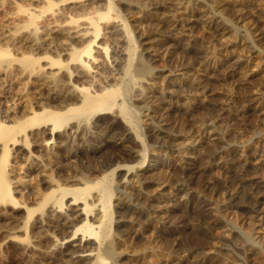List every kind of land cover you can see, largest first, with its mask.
Here are the masks:
<instances>
[{
	"label": "bare ground",
	"instance_id": "6f19581e",
	"mask_svg": "<svg viewBox=\"0 0 264 264\" xmlns=\"http://www.w3.org/2000/svg\"><path fill=\"white\" fill-rule=\"evenodd\" d=\"M260 1L0 0V215L3 214L2 217L9 221L6 209L23 205L26 217L21 232L25 236L17 238L10 235L9 240L21 251L31 249L34 252L29 264H114L113 260L124 255L126 236L145 234L144 230L150 228L144 229L143 225L137 227L140 224L136 226L135 220L137 222L142 216L147 220L150 215L165 208L161 198L135 193L137 204L145 210L138 212L137 207L128 209L131 220L127 231L130 234L119 235L115 229V206L118 204H115V186L118 184L134 191L131 182L138 172L147 169L145 161L138 164L118 163L108 171L101 169L100 176L82 174L80 179L74 177L76 179L71 184L62 182V172L79 168L78 161L82 159L71 150L70 143L83 141L95 117L103 113H111L124 120L127 125L125 136L134 135L144 145V138L138 129L139 118L130 102L142 99V94L135 95L134 92H145L143 78L150 68L155 91L165 93V85L171 91L188 86L191 105L186 108L185 114L193 112V103L203 95L202 100L212 103L215 100L221 108L238 101V114L257 115L258 123L243 143L255 142L261 153L253 159L244 154L234 162L226 161V158L224 161L222 155L218 160L229 166L234 163L243 170L252 163L258 165L264 162V49L259 48L253 36L256 22L244 17L246 12H243L254 6L264 13V3ZM123 4L124 7H121ZM195 26H199V30L201 27L200 34L193 33ZM179 47L183 57H177V60L183 62L177 64L174 70H159L151 66L152 62H168L173 50ZM146 51L151 56L149 60L147 58L151 62L149 65L145 59ZM160 76L164 77L161 83L158 80ZM232 78L237 80L235 87H221L223 91L220 92L209 88L216 81L218 85L221 81L227 84ZM196 123L188 133L176 134L163 126L152 127L150 132L157 141H176L178 149L191 156L201 151L204 142L216 146L227 138L228 128L218 132L213 122ZM239 130L233 131L237 135L243 134L242 129ZM103 131L109 130L104 128ZM105 141H110V138ZM118 141L124 142L122 137ZM83 143L76 144L83 147ZM104 144L97 145L95 151L98 152ZM15 152L28 155L34 164L27 173L29 179L23 182L14 181L17 173ZM209 152L214 154L213 149ZM88 153L85 158L89 159ZM136 154L146 159L145 148ZM233 159L235 157L231 161ZM206 162L211 168L212 163ZM186 164L189 169L194 167L192 161L187 160ZM93 167L97 169L98 165ZM208 167L205 166V169ZM201 173L200 177L203 176ZM119 175H126V178L117 181ZM35 180L42 181V184ZM248 180L254 186L246 196L252 201L247 208L256 218L255 221L253 218L254 222L250 221L254 223L252 229L240 228L236 220L226 214L230 202H227L226 196L216 201L209 198L207 210L210 215L200 212L197 215L201 226L194 234L201 251L195 255L189 253L191 264H220L216 259L220 252L213 247V235L210 233L220 224L229 226L219 232L222 236H230L239 229L253 245L264 246V192H260V187L264 188V179L256 176L245 181ZM155 184L159 192H165L168 185L162 180H157ZM207 185L210 186L207 182L203 184ZM175 192L182 200L190 199L185 187H178ZM25 193L33 196L35 206L17 199L16 194L25 196ZM197 195L201 197L200 193ZM47 221L55 222L61 232L70 231L58 237L44 230L43 224ZM30 224H34L36 240L27 236ZM167 231L175 232L171 229ZM45 240L49 241L50 247L42 250L41 244ZM2 252L0 248V256ZM130 256L133 258L131 264H167L170 261L151 242ZM262 261L264 264V255Z\"/></svg>",
	"mask_w": 264,
	"mask_h": 264
},
{
	"label": "rangeland",
	"instance_id": "374dc122",
	"mask_svg": "<svg viewBox=\"0 0 264 264\" xmlns=\"http://www.w3.org/2000/svg\"><path fill=\"white\" fill-rule=\"evenodd\" d=\"M260 2L264 3V0H261ZM121 7H124V4L121 5ZM251 7L252 8L249 7L247 9H244L243 12L244 13L246 12L244 14V17H246L248 20L251 19V21L256 22L255 24L256 28L254 27L253 36L255 37V40L257 41L259 48L264 49V13H260V11L256 9V7L254 6ZM230 14H231L230 16L233 17L232 13ZM146 29L148 30V28ZM200 30L202 31L201 27ZM200 30H199V26H195L193 28V33L200 34L201 33ZM182 52L183 51L179 47V49L173 50V53H171L170 60L168 62L167 61L162 62V64L161 62L159 63L152 62L151 66L153 68L154 67L155 68L157 67L158 69L160 68L159 70H162L163 68H168V69L171 68L170 70H174L175 66L182 61L181 60L183 57ZM177 57L181 59L177 60ZM147 58L148 60L149 58H151L149 51L145 52L146 61ZM147 64L149 65L151 64V62H148ZM151 73H152V69L150 68V71L143 78V86L145 87L143 91L145 92L144 93L143 92L139 93L138 91L134 92L135 95L142 94V99L141 100L133 99V101L130 102L131 107L135 110L139 118L138 129L142 137L144 138V145H141L139 143V140H137L136 136L134 135L125 136L127 125L124 122V120H122L119 117L113 116L111 113H103L95 117L92 124L86 130L85 132L86 136H84L85 141L84 140L77 141L78 144L84 142L83 147L85 148L79 147L76 144L77 142L70 143L71 150L76 151L75 153H77L80 157H82V159L78 161V163L80 164L78 165L79 168L77 169L72 168L68 171L66 170L65 173L64 171L62 172L64 176L62 182L66 184L67 183L71 184L72 180L76 179L74 177L80 179L82 174L91 175L92 177L100 176L101 169L108 171L109 169L114 168V166L117 165L118 163L138 164L145 161L146 162L145 166L146 167L148 166L147 169L145 168L142 171L138 172L134 177V180L131 182L132 183L131 185L134 187L133 189L134 191H131L130 188H125L124 186L118 184L115 186L114 189L115 204L118 203L115 206V212H116L115 229L119 235L130 234L127 231V229H129L128 223L131 220L128 209L130 211L135 207H137L138 212L141 211L140 209H144L143 206L137 204L138 201L136 200V195H134L135 193L142 192L143 194L145 193L144 195L161 198L163 200V204L165 208H163L160 212H158L155 215L154 214L150 215L151 217L150 216L148 217L147 219L148 221L143 216L140 217L137 220V222L135 220L136 226L140 224L137 227L143 225L144 229L148 227L150 228L144 230L145 234L141 233L135 235L133 233L131 235L126 236L127 239L126 240L124 239L125 242H123L125 244V245L123 244V246H125L123 247L124 255L120 256V258L117 257V259L113 260L114 261L113 263L131 264L130 262H132L133 258L130 255H132L133 252L141 248H144V246L146 247V245L149 246L151 242L158 250L161 251L163 255H167L170 258V261L167 264H191V260H192L191 255H195L197 254V252L199 253L201 251V247L196 244L198 242V238L195 237L194 234L196 228H199L201 226L197 221L198 218L197 215L199 214V212L208 213L210 215V211L207 210L209 198L213 200L215 199L219 200V198L222 199V197L226 196L227 202L230 201L228 202V207L226 208L225 211L226 214L232 217L234 220H236L237 224L242 229H246V228L248 229V227H250L249 228L250 230L253 227L252 225H254V223H251L250 221L252 220V222H254L256 218L252 216L253 214L247 208V206H251L250 202L252 201H250L246 197L248 195V192L253 191L254 186L251 184L253 182H249V180L246 182L245 180L248 179V177L250 179L256 176L257 177L261 176L264 179V162L261 164L258 163V165L252 163L249 166H247L248 169L243 170L241 167H238L237 165H233L234 163L230 165L231 167L227 164L224 163L222 164L220 163L218 158L222 157L221 159H224V161L227 159L226 161L230 160L229 162H234V160H237L239 155L244 156L245 154L246 157L250 159H253L255 156L259 155V153L261 152H259L260 151L259 147L255 145V142H252L247 145L243 143L244 141L243 139L248 138L247 136L252 131L253 126L258 123V118L257 115H253V114H248L247 116L244 115L241 116V114L239 113L240 116H238L239 115L237 113V110L239 108L238 101L235 102L236 104L234 102L232 103V105H234V108H232L233 107L232 105L225 108L224 107L221 108L215 103L216 102L215 100L213 101V103L206 101V99L205 101L202 100L203 95L202 98L199 97L198 100L195 103H193V107H192L193 112H191L190 114L191 116L185 114L186 108L191 105L189 101L190 93L188 90V86L186 85L180 88L178 87L175 88L173 91H171V89L169 87L167 88V86L165 85L164 88L165 93L162 94L161 91L159 92L155 91L156 87L155 85L152 84L153 81L151 80ZM162 77L163 76H160L158 78V80L160 81L159 83H161V80H163L164 77L163 78ZM180 77L182 76L180 75ZM229 80L226 82L227 84L221 81L220 85H218L219 82L216 81L214 83H216L217 85L212 83L213 84L211 85L212 87L209 86V88H211L213 91L220 92L223 91L220 90L221 87H223V89L227 86L231 87L232 85H233L232 87H235L236 86L235 83L237 82L236 78L235 79L232 78L231 81ZM184 115L186 116L184 117ZM185 120H187V122H185ZM194 121L195 123L196 121L198 123L200 121L201 123H207V124L213 122L212 123L213 127H215V129L218 132L222 131L223 129L226 131V129L228 128L227 129L228 135L226 134L227 138L225 137L222 140V142L216 144V146L214 144L212 145V143L209 142H207L208 143L207 145L206 142H204L203 148L200 147L201 151L200 152L197 151L194 153V156H191L189 154L188 155L183 154V152L178 149L176 145L177 144L176 141L174 142L170 141L168 143L157 141L151 135L150 132V129L152 127L154 128V127L163 126L166 130L176 134L182 132L188 133V131L193 129L192 127H195V123H193ZM183 122L186 124H184ZM104 128H107L109 131L108 132L103 131ZM235 129L236 131L237 130L241 131L239 129H242L243 134L237 135L236 131H233ZM121 137L123 138L124 142L118 141V139H120ZM106 138L107 139L110 138V141H105ZM101 143H105V144L101 147V149L97 150L98 152H96L95 148L97 147V145ZM209 144L211 145V147ZM208 146L209 148H207ZM143 148H145L147 152V156L145 160L141 158V156H138L136 154V152L143 151ZM212 149L214 151V154L213 152H209V150L212 151ZM87 152L90 153V154L88 153V156L91 157L89 159L85 158ZM204 154L205 156L206 155L207 156L205 157ZM13 156L17 160L15 168H16V172L18 173V174L16 173L14 177V181L23 182L24 180L29 179L28 178L29 175H27V173L30 171V168L34 166L29 156L21 155L18 154L17 152L13 153ZM233 157H235V159L231 161ZM187 160L192 161L194 163V167L198 165V163L200 165L196 166L195 168L191 167V169H189L188 167H186ZM195 161L197 164L195 163ZM206 161L212 163L211 166L209 165L212 169L208 167L207 164L208 162ZM95 164L98 165L97 169L93 167V165ZM215 164H217V166H215ZM202 165L204 168L202 167ZM205 166L208 168L205 169ZM197 167H199L200 170L202 169L201 170L202 173L201 172L199 173L203 174V176L200 177V174L197 172L200 170ZM56 168L61 169L60 166H56ZM240 171L241 172L243 171L246 175L244 176L243 172L239 174ZM190 172L192 175H194V177L191 174L189 175ZM198 176L199 178H197ZM204 176L207 177L205 178ZM32 177L33 176H30V178ZM217 177L219 179H217ZM243 177L245 178L247 177V178L244 179ZM125 178L126 175H122V176L119 175L117 181L124 180ZM157 180H162L168 184L166 187L167 190L166 189L164 190L165 192L163 191L159 192V190L156 189L155 182ZM217 181L219 182L217 183ZM34 182L38 184H42V181L39 180H35ZM206 182L210 184V186L209 185L206 186L207 188L203 186V184ZM169 185L171 188H169ZM41 187L44 186L42 185ZM178 187L187 188L188 191L187 193L189 194L188 196L190 197L188 201L186 199L182 200L183 198L181 197L179 198L175 195L176 194L175 191L177 190ZM260 188H262V191L259 189L260 192H264L263 190L264 188L263 187ZM198 193H200L201 196L200 198L199 195H197ZM16 197L19 201L21 200L24 202H29L31 203V206H35L33 201V196L30 194L25 193V196H22L21 194H16ZM164 197L166 198V200ZM241 200H244L241 204L242 207L241 205L237 206L238 202L239 204L241 203ZM243 203H245L246 206ZM166 207H168L169 209ZM147 210L149 211V209ZM6 211H7L6 215L7 216L9 215V221H7L5 217H2L3 214L0 215V248L3 251L2 256H0V264H29L30 261L32 260V257L35 255L34 252L31 249L26 251H21L19 250V248L15 243H11L9 240L10 235L17 238H23L25 236L24 232L23 231L21 232V228L23 227V221L25 220L26 217L25 209L23 205L22 206L18 205V206H9L6 209ZM66 211L67 212L69 211V207H67ZM167 212H169V214ZM167 215L170 217H167ZM145 220L151 225L147 226L148 223ZM55 224H56L55 222L48 223L47 221L43 224V228L47 232H50L52 234L55 233L56 236L59 235L58 237L65 236V234L70 231V229H67L66 231L61 232L57 224L56 225ZM220 225L217 228L220 230L217 229L215 231L210 230L211 231L210 233H212L211 236L213 235L212 242L215 243V244L213 243V247L217 251L219 250L220 252V253L218 252L219 254L216 257L217 262L219 261L220 264L222 263L262 264L263 263L262 261L264 255L263 245L262 246L260 244L253 245L252 242H250L251 240L246 238L243 235L242 231L239 229H236L235 232L233 231V233H231L232 237L231 234L230 236L228 235L226 237L222 236L221 234H219V232L221 233L224 229L226 230L227 228H229V226L227 227L224 225L225 226L224 228L223 224L221 226ZM170 229L174 230L175 232L173 233L172 232L169 233V231L166 232V230H170ZM33 230H34V224H30L27 235L29 236L30 240L37 239L35 238L37 237L36 236L37 234L34 233ZM173 238H175L176 241ZM176 243H178V245ZM46 246L50 247V243L49 241L47 242L45 240L41 244L42 250L48 249V247L46 248ZM252 248L254 250H251ZM189 253L191 255H189ZM181 257H183V259ZM188 257L190 259H188ZM187 259L190 261L188 262Z\"/></svg>",
	"mask_w": 264,
	"mask_h": 264
}]
</instances>
